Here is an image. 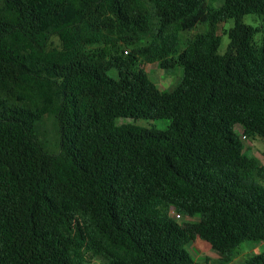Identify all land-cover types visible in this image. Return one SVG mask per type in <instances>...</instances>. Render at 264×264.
<instances>
[{
	"label": "trees",
	"instance_id": "16d2710c",
	"mask_svg": "<svg viewBox=\"0 0 264 264\" xmlns=\"http://www.w3.org/2000/svg\"><path fill=\"white\" fill-rule=\"evenodd\" d=\"M155 60L182 68L172 90L141 66ZM243 135L264 138V0H0V264H195L172 207L207 214L198 236L231 263L264 239V163Z\"/></svg>",
	"mask_w": 264,
	"mask_h": 264
},
{
	"label": "rangeland",
	"instance_id": "374dc122",
	"mask_svg": "<svg viewBox=\"0 0 264 264\" xmlns=\"http://www.w3.org/2000/svg\"><path fill=\"white\" fill-rule=\"evenodd\" d=\"M222 0H209L213 6H219ZM244 21L248 24H251L254 27L260 26L263 21L259 15L256 14H247L244 16ZM235 20L229 19L228 21L221 23L219 25L218 33L222 37V44H220V52H224L229 44L230 38L228 35V30L234 26ZM208 26L206 24H201L192 31H183L181 32L182 46L188 42L189 39H192L197 33L206 31ZM259 42L261 39V34L259 33L256 38ZM129 49H126L125 54L127 55ZM141 66L148 73L149 77L157 84L161 89L172 90L176 85H178L180 78L182 76V68L180 66H175L172 70H167L161 66V60H155L152 62L141 63ZM110 74H115L111 72ZM139 123L146 126H155L158 129H166L169 120L161 118L155 121H143L139 120ZM55 119L52 117H45L43 124L40 127V137L48 147L52 149H57L59 146V135L56 130ZM244 141V150L243 153L248 156L254 157L258 160L259 163H264V138L260 136H253L245 138L242 136ZM168 193L172 194L174 191V186L169 184ZM172 209L177 210L176 207ZM178 211V210H177ZM231 211L223 209L220 216L225 220L230 217ZM182 227H186L188 231L195 233L196 239L190 242L187 245V249L191 253V256L195 260V264H221L219 261L220 252L212 249L211 246L203 241L198 234L200 232V224H208L209 217L207 214H191L184 215L182 218L177 220ZM186 225V226H185ZM253 253H262L264 255V239L259 244H254L249 241H244L240 247L236 250L233 260L229 264H241L244 259L250 257ZM92 264H98L100 259L96 256H90Z\"/></svg>",
	"mask_w": 264,
	"mask_h": 264
},
{
	"label": "built area",
	"instance_id": "2783aa9c",
	"mask_svg": "<svg viewBox=\"0 0 264 264\" xmlns=\"http://www.w3.org/2000/svg\"><path fill=\"white\" fill-rule=\"evenodd\" d=\"M243 137L245 138L246 136L243 135ZM169 215L174 218L175 220H179L180 218H182V214L181 212L177 211V210H174V209H171L170 212H169Z\"/></svg>",
	"mask_w": 264,
	"mask_h": 264
},
{
	"label": "crops",
	"instance_id": "0c3cea01",
	"mask_svg": "<svg viewBox=\"0 0 264 264\" xmlns=\"http://www.w3.org/2000/svg\"><path fill=\"white\" fill-rule=\"evenodd\" d=\"M229 211H231V210H229ZM182 214V216L184 217V215H183V213H181ZM231 214H232V211H231ZM231 214H230V217L228 218V219H230L231 218ZM221 217V216H220ZM222 218V217H221ZM224 219V218H223ZM227 220V219H226ZM220 256H222V254H220ZM220 256L218 257V258H220Z\"/></svg>",
	"mask_w": 264,
	"mask_h": 264
}]
</instances>
